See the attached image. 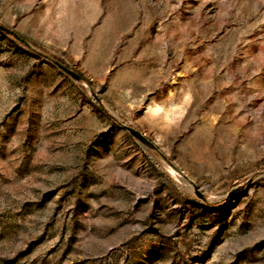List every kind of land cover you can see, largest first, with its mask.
<instances>
[{
  "label": "rangeland",
  "instance_id": "obj_1",
  "mask_svg": "<svg viewBox=\"0 0 264 264\" xmlns=\"http://www.w3.org/2000/svg\"><path fill=\"white\" fill-rule=\"evenodd\" d=\"M0 25V264H264V0H0Z\"/></svg>",
  "mask_w": 264,
  "mask_h": 264
},
{
  "label": "water",
  "instance_id": "obj_2",
  "mask_svg": "<svg viewBox=\"0 0 264 264\" xmlns=\"http://www.w3.org/2000/svg\"><path fill=\"white\" fill-rule=\"evenodd\" d=\"M0 30L7 33V34H10V35H13L16 39H19V36L17 34H15L14 32H12L11 30L3 27L0 25ZM52 63L58 68L60 69L61 71H63L64 73H66L67 75H69L70 77H72L73 79L77 80V81H80L81 80V76L78 75L77 73H75L74 71H72L71 69H69L67 66L61 64L60 62L58 61H55L53 60ZM124 129L135 139H137L139 142H141L143 145H145L146 147L150 148V149H155V146L143 135L141 134L139 131H137L136 129L134 128H131V127H127L125 126Z\"/></svg>",
  "mask_w": 264,
  "mask_h": 264
},
{
  "label": "trees",
  "instance_id": "obj_3",
  "mask_svg": "<svg viewBox=\"0 0 264 264\" xmlns=\"http://www.w3.org/2000/svg\"><path fill=\"white\" fill-rule=\"evenodd\" d=\"M58 61V60H57ZM60 62V61H59ZM61 63V62H60ZM62 64V63H61ZM136 143L146 152L151 153V150L149 148H147L146 146H144L141 142H139L137 139L133 138Z\"/></svg>",
  "mask_w": 264,
  "mask_h": 264
}]
</instances>
